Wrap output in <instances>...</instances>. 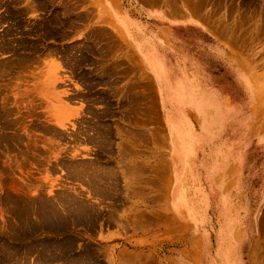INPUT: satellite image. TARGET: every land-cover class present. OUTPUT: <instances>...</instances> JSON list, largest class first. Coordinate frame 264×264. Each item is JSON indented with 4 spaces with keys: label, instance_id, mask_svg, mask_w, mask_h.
<instances>
[{
    "label": "rangeland",
    "instance_id": "rangeland-1",
    "mask_svg": "<svg viewBox=\"0 0 264 264\" xmlns=\"http://www.w3.org/2000/svg\"><path fill=\"white\" fill-rule=\"evenodd\" d=\"M0 264H264V0H0Z\"/></svg>",
    "mask_w": 264,
    "mask_h": 264
}]
</instances>
